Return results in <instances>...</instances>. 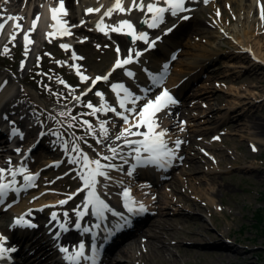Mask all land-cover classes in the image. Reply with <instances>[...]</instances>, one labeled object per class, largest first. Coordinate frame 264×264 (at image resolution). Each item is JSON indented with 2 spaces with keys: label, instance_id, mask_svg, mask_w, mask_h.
I'll return each mask as SVG.
<instances>
[{
  "label": "rangeland",
  "instance_id": "obj_1",
  "mask_svg": "<svg viewBox=\"0 0 264 264\" xmlns=\"http://www.w3.org/2000/svg\"><path fill=\"white\" fill-rule=\"evenodd\" d=\"M261 2L264 6V0ZM73 3L76 5V0H73ZM219 5L221 7L220 15L209 9V6L192 7L188 10V16L192 15L194 18L190 20V23L188 19L185 20L175 37L179 42L185 43L188 40L190 42V47L183 46V55L179 56V60H185L194 54H203L208 58L215 55H219V57L216 63L208 65L202 71L200 77L204 76V78L200 83L186 90H179L180 87L175 88L180 97L174 94L177 104L175 111L171 114L175 119H178L179 111H183L189 116V123L193 126L185 129L182 137L179 153L182 157L188 154L185 165L174 170L173 178L171 175L170 179L158 183L159 185L156 186L161 189L164 200L160 205L155 202V205L163 208L162 212L169 213V216L173 218V227L165 224V216H154L149 221L151 226L144 228L145 235L136 238L140 239V244L133 245L131 248L133 258L131 255H124L119 252L114 255L113 258L119 261L118 264H264V130L261 134H258L256 130V124L264 128V68H260V70L256 68L252 70V73L243 72L237 75L235 74L236 70L230 71L229 65L237 64L236 66L239 67L242 66L241 64H248L251 66L252 63L250 62L253 58L250 54L243 53L237 44H232L229 40H217V38H211L207 34L190 33L191 24L198 21L202 22L207 33L213 31L217 34L219 32L218 23L222 26L227 25L228 32L232 33L242 11H239V7L235 4L226 5L225 2H222ZM243 14L244 20H247L245 18L247 14ZM250 27V29H246V32L251 31L249 34L251 40L257 38L260 42H264V20L261 19V11H258L257 8L253 9ZM76 33V35L82 34L83 40L87 41L89 35L86 31H77ZM113 44H115L113 40L110 43L101 37H96L94 41L79 46V51L84 54L85 58L84 67L91 75L102 74L109 68L116 57L114 49L111 48ZM41 48L42 43L39 42L34 51L35 58L32 65L38 62V55L45 56L44 51L48 50L51 55L50 57L45 56L43 66L47 67L45 64L49 62V65L53 66L47 68L55 71V73L58 71V73L69 78L68 70L64 68L60 70L57 67L58 63L51 58L52 55L63 57L59 54L57 47L46 44L45 49L41 50ZM166 48L169 49V46ZM238 53L241 58L234 59L232 56H237ZM160 55L161 52L159 51L154 53L152 61L161 62L163 58ZM2 64L4 62H1L0 59V66ZM5 64L12 69L16 68L18 73L15 77L17 87L14 94L18 103L25 108L34 110L35 104L40 100L31 91L33 88H28L25 83L30 80L32 75L29 74L34 71L36 66L25 69L20 66V63L16 64L11 60ZM175 67L177 65L169 67V69ZM182 69L184 70V66L177 67L180 72ZM217 72L219 73L217 74ZM0 73L7 75L11 74V71L1 69ZM234 87L242 89V98H248L238 102L242 105L240 110L230 111L231 107L235 105V97H231L228 91ZM28 92L31 94L32 100L23 101L21 96ZM37 92L45 100L47 99L43 98L42 93L47 95L52 102L49 103L50 110L48 111L53 109V112L58 116L68 115L70 110L75 107L72 98L69 96L72 93L67 88L63 89V87L58 86L57 93L59 95L57 96L45 90ZM62 92L64 94L60 95ZM66 93H68V101L65 104V98L61 96ZM247 93L252 94L254 98ZM91 100L89 99V101ZM89 101L84 104V107ZM208 105H211L216 111L214 115L209 117ZM19 111L21 114L22 111ZM60 113H65V115H60ZM24 114H28V112ZM23 117L24 115L20 118ZM195 117L197 118L195 119ZM83 120L85 119L80 117L73 120L79 126L80 137L83 138L80 140L83 146L81 148L94 159H101L98 151L100 152L99 148L102 145L96 143L97 139H102L98 135L100 122L90 119L89 122L95 129V134H90L87 126L81 123ZM70 121L72 120H68L67 126L68 124L73 125L69 123ZM109 122L111 125H117V128L113 134L108 133V139L116 136L124 127L123 121L114 122L110 120ZM194 128H198L197 130L200 132H193ZM254 133L260 135L261 140L255 138ZM68 135V143L71 145L76 135L69 132ZM216 136L220 137V140ZM35 137L33 136L32 139ZM107 140H104L103 144ZM89 145L92 147L90 148ZM202 150H206L208 152L206 156L210 158H207ZM71 155H76V153H71ZM47 162L48 160H40L32 169L36 170L37 167L39 168ZM72 165L67 160L62 167L49 170L39 183L42 189H47L50 185L49 191L54 193L56 189L67 192L74 191L76 187L74 184L77 182L76 176L81 171V166L79 165V171L75 175L65 178L64 176L68 174L67 172ZM125 170L123 168V172ZM134 181H138V176H135ZM203 183L205 185L201 186L200 184ZM191 186L195 191L199 187L203 188L204 194L213 192L214 203H210L208 195L191 194L189 191ZM116 190V188L112 189L111 192ZM172 191L181 201H178V206L170 208L166 204V199L170 197L169 193ZM36 192L38 191H35L34 194ZM155 196H161V194H155ZM258 215H261L263 219H258ZM194 217L196 218L194 219ZM161 220H163V224L157 225V222H161ZM156 226H162L166 229L163 232V237L166 239V244L171 252H165L162 255L150 252L147 244L150 239L149 236L159 232L155 228ZM140 229L141 227L137 226L136 233L140 232ZM214 235L218 236L219 239L213 240L212 236ZM227 239L238 241L239 245L230 244ZM196 243L199 244L195 245ZM225 243L227 247L230 244L231 247L229 248L234 247L236 250L231 249L228 253L227 250H223L224 253L221 252L222 249H219L218 246H223ZM114 263L117 264L116 261Z\"/></svg>",
  "mask_w": 264,
  "mask_h": 264
},
{
  "label": "bare ground",
  "instance_id": "obj_2",
  "mask_svg": "<svg viewBox=\"0 0 264 264\" xmlns=\"http://www.w3.org/2000/svg\"><path fill=\"white\" fill-rule=\"evenodd\" d=\"M42 2V5L37 6V2L38 0H0V16L3 17L2 20H0V22H3V20H6L8 16H18V17H22V19L18 20V21H7V23L5 24V27L3 28L2 31H0V47L2 46H9L11 42L13 41H17L19 40V38L24 41V35L25 33L29 34V38L30 41L31 40H37V42H42L41 38L43 37H53L56 34H54L53 36H49L48 33L52 32L49 28H48V24H50V20L48 18V11L51 10L52 8H59L61 0H40ZM59 3H57V2ZM49 2V3H47ZM63 2V7H64V12H66V14L63 13H59L58 14H62L65 15L67 17V14H74L77 16V20L74 22L76 24V28L79 29L80 31L84 32L86 29V33L89 35V37H92V39L90 40H94V38L98 35L105 37V38H117L116 41V45L120 47V53L123 52L122 49V44H126L127 48L126 51L131 47L134 48V46H137L138 44H140V41H137L135 44H127V40L125 37H119V36H113L112 32L110 29H105L104 31H107L109 34L105 35L104 31H100L97 29L96 25L98 22L101 21V18L103 17V21L104 24L107 25H115L117 24L120 20L123 19H128L130 20L133 24L134 21H136L134 18H136L137 16H139L138 20L145 17L146 19H150V15L148 14V16L146 17L143 13L141 12H133V16L131 15H124V14H120L118 12H114L113 15L111 16V18L109 17H104V12L109 8L112 7L113 4L115 3V0H76L77 2V6L74 5L73 0H62ZM225 2L226 5H230V4H235L239 7V11H242V14L240 13L238 16V22L237 25L234 27V31L232 33L228 32L227 30V25L222 26L221 24L218 23L219 25V32L216 34L213 31H206V28H204V25L202 24V22L198 21V22H194L192 25V28L190 29V33H199V34H207L210 35L211 38L215 37L217 38V40H229L232 44H237V46H239L240 50L244 52H250V54L253 56V61L250 62L252 63L251 66H249L248 64H241L242 66H236L237 64H230L229 65V69L230 71L232 70H236L235 74L240 75L241 73L245 72V73H252V70L254 69H259L260 68H264V42H260L259 39L255 38L253 40H251V37L249 36V34L251 33V31L246 32V29H250L251 27V18H252V12L253 9L257 7L258 10H261V0H208L207 3L204 2V0H187L186 2V7H188V9L192 8V7H198V6H203L205 4H208L209 9L215 11L217 14L220 15L221 13V7L219 5V3ZM123 6L124 7H128L131 4V0H122ZM45 5H47V7L45 8ZM55 5V6H53ZM33 7L29 8V7ZM160 6H164L166 7V5H164L162 2L160 4ZM38 8V9H37ZM92 8V9H100L99 12H92L89 15H87V9ZM36 10V11H35ZM243 13H246L247 16L245 15V18H247V20H244V17L242 15H244ZM39 16V20L37 21L36 27L34 31H31L32 26H33V21L36 19V17ZM70 17V15H69ZM134 17V18H133ZM165 18H166V23L162 24L161 27L157 28V29H148L147 26L144 28L139 27L138 29L146 31L149 36L151 37L150 39H154L156 36H162V41H158V44L161 45V47L165 46L166 44H169L171 42H173L175 40V35L179 33V29L181 28L180 26L182 23V19L179 18H173L170 16V13H166L165 14ZM194 18V16H192L189 20H192ZM169 22H172L170 26L168 27H172L173 24H175V27L173 28V31H171L170 33H168L167 35H163V30H159L160 28H162L163 26L167 25ZM15 23H19L21 25L20 29H15L13 27V25ZM190 23V21H189ZM223 24V23H222ZM86 28H85V26ZM135 25V24H134ZM166 27V28H168ZM6 33H10L9 37H7L6 39H3V37L6 35ZM42 34V35H41ZM15 35V39H11V37ZM259 37V36H257ZM255 42L254 44L252 42ZM163 44V45H162ZM64 45V44H62ZM182 47H190V42L189 40L185 43L181 42ZM24 49V58L27 61V68L31 66L32 64V60L34 58V55L32 54V51L34 50L36 44H32L30 43L28 45V51L27 54H25V42L23 43ZM147 46V45H146ZM159 52L162 53V49L159 48ZM173 49L171 50L170 56L168 57V59L172 58L173 54ZM240 52V51H239ZM146 55L145 57L142 59V61H144V66H136V64L132 65L129 67L130 69L133 70V72L135 73V77L136 78H140L142 79V87L139 89V95L143 96V91L142 89H144L145 87H151L152 85V80L149 77L148 74H145L146 72V68H148L150 65L149 62H147L149 60L148 55L149 52L145 51ZM181 55H183V51L181 52ZM190 58H186L185 60H178L177 62V67L179 66H184V70L182 69V72L177 70V67L173 70V72L171 73L168 82L165 84L164 89H168L169 91H172L173 88L175 86H178L179 84L182 83H189L191 81H195L198 79V76L200 75V73L210 64H214L218 61V57L219 55H215L213 57H209L203 54H194L192 56H189ZM234 57V59H239L241 58L239 56V53L237 56H232ZM168 61L166 62H162V67H164L165 64L168 65ZM197 70V71H196ZM109 71V70H108ZM196 71V72H194ZM199 72V73H197ZM160 69L156 72L151 74L152 76H159L160 74ZM219 72H217L218 74ZM258 73V72H256ZM254 73V74H256ZM5 83V81H4ZM4 83L1 85L2 87H4ZM13 83H9L7 85V87H4L1 90V94L4 95V97H2V99L4 100L5 97L10 94V92L13 90L12 89H8V86H10ZM15 84V83H14ZM162 85V84H161ZM7 88V89H6ZM1 89V87H0ZM163 89H161L160 91H162ZM151 91L154 93L157 91V87L156 88H151ZM160 91H157L153 96L152 99L155 98V95L159 94ZM229 95L232 97H235V105H233L230 109V111H237L240 110L242 107V105H240V102L242 99H247L248 97H243V93H242V89H240L239 87H234L229 89ZM249 92V91H248ZM115 94V93H114ZM172 94V93H170ZM248 94V93H247ZM251 95V97L254 98V96H252V94H248ZM116 96V94H115ZM2 99H0V102L2 101ZM16 101L14 99H12L9 103L8 106L9 108L6 110V116H7V120H12L13 114L10 111V107H12L13 105L16 106ZM240 106V107H238ZM207 109L210 111V114L208 115V117L210 115H214L216 113V111H214L213 107L211 105H208ZM168 115L166 117L163 118L162 120V126L163 128L167 129V146L169 149H172L175 152V158H177V147L175 145V141L177 139H179L181 141V132H183L184 129H188L189 127H192V124H187L188 122H190V120H185L181 117L185 116L187 119L189 118L187 116L186 113H184L183 111H180L181 116H180V121H176L172 116H171V110L168 109ZM206 116V115H205ZM197 117H195L196 119ZM194 119V120H195ZM26 120L22 121L21 124L23 125V123ZM255 126V124H254ZM12 128L9 129L8 132L9 135L13 134V128H17V126L14 127V125L11 126ZM7 128V127H6ZM256 130L258 134H261V132H263L264 128L263 126H260L258 124H256ZM177 129V130H175ZM183 129V130H181ZM198 129V128H197ZM196 128L193 129V132L197 133L200 132L199 130H197ZM134 131L136 129H133ZM140 131H142V127L139 129ZM260 130V131H258ZM10 131H12L10 133ZM256 133H254L255 138H259L261 140L260 135H258ZM43 135V134H41ZM41 135L39 136L38 139H36L34 141V143H32L29 148L26 150L25 154L32 150L34 148V145H36L37 143L42 142L44 139L40 138ZM258 136V137H257ZM132 138V137H130ZM121 142L123 140H120ZM119 141V142H120ZM115 142V139H114ZM16 143L17 149H20V146H22V144H24V141L21 140H17L14 138V141L12 143H9L7 145H5L4 147L1 148L0 150V162L2 160L3 161V165L4 167L8 168L9 167V162L6 161L7 155H15L16 154V149L12 148V145ZM55 143V138L52 137L51 138H45L44 142L42 143L43 146H47L50 147L52 144ZM111 143L109 144H105V146L107 147L108 145H111ZM14 150V151H13ZM127 159H129V156L126 157ZM173 158L171 160L170 163H166L165 168L169 167V165L172 163V161L175 159ZM91 159V158H90ZM134 161V159H133ZM133 161L131 163V166L133 165ZM28 162V161H27ZM27 162L25 163V165L27 164ZM54 160L50 163V164H54ZM128 164V163H127ZM185 164V163H184ZM221 164V163H220ZM123 165V164H122ZM126 165V164H125ZM124 166V165H123ZM24 168V167H22ZM135 172V171H134ZM109 175L111 176V180H108L109 182L107 183V185H111L114 183H117L118 185H123V187H128L131 189V192L134 196H141L143 197L144 202H146L150 207H154L155 202L154 199L156 198V202H158V204L160 205V203L164 200L163 199V193L161 192V189L159 187H154L153 184H149L147 185L146 182L144 180H141L140 183H132L131 180V176H128L127 179H125V174L122 173L121 171H117V170H113L110 171L109 170ZM18 174L15 176L17 177ZM100 180H103V178H98ZM125 179V181H124ZM3 180V177L0 176V181ZM212 181V180H211ZM201 186H204L205 183L200 184ZM97 188H102L99 184L97 185ZM33 189H29V185L26 184L21 190L20 192L22 193L21 197L25 198L26 195H29L24 201H22V204L17 205L15 204V201L17 199H13L8 201L5 205H8L10 203H13V207L14 208V214L15 217L13 219L12 222L15 221V219L17 217H20L22 215H24L25 213H28L30 209H33L35 211V215L37 214V220H39V227L35 228L32 231V234L30 235V240L27 241L28 243L23 246L24 244L20 241L17 246L19 245L18 249H17V254L19 255V258L21 259V261L23 263L26 264H60L59 262L55 261L54 262V257L52 258V254L54 255L55 253V249L53 247H51V245L49 244V238L50 236L53 234V229H55L57 227V225L59 223L62 222V219L59 218L55 223L52 221L51 222V229H49L50 231L45 232L44 228H48V223L49 221L46 220V217L43 214H40V210H44L45 212H47V210H52L56 207V205H49V202H45L46 200H48L49 198H52V196L50 197L49 195H44L43 193H37V194H31ZM189 191L191 194H196L198 195L199 193L203 194V195H208V197L210 198V203L213 204L214 203V193L210 192L209 194H204L203 188L199 187L198 190L195 191V189L193 188V186H191L189 188ZM161 194V196H156L154 197L153 194ZM170 197H167L166 199V204H168V206H170V208H172V206H178V201H181L179 198H177V196H175V193L170 192L169 193ZM200 195V194H199ZM165 198V196H164ZM202 198V197H201ZM199 202V200H197ZM196 201V202H197ZM197 202V203H198ZM20 203V201H19ZM197 206V205H196ZM11 209V210H12ZM163 208L157 207V215L159 216H165L166 220H165V224L166 225H171L173 227V218L171 216H169V213H165L162 212ZM115 212V211H114ZM3 215V214H2ZM113 215V213H112ZM177 215H180V213H177ZM6 217H2L0 219V233L2 234V236H10L11 239H15L13 236L10 235L8 226H7V222H5ZM196 217H194L195 219ZM7 219V218H6ZM33 219V217H32ZM123 221V220H120ZM185 221V220H184ZM1 223H6V226L1 225ZM33 223H34V219H33ZM35 224V223H34ZM159 224H163V220H161V222H157V225ZM155 228H157V230H159V232H155L152 236H149L150 239L148 241V247L150 248V252L151 253H155L157 255H162L165 252H171L169 247L166 244V239L163 237V232L166 230L164 227L162 226H156ZM23 230H26V226H23ZM23 233V231H22ZM213 240L219 239L218 236L214 235L212 236ZM140 244V239H135L133 240L132 244L129 246H125L122 249H120V254H124V255H131V258H133L132 254H131V248H133V245H137ZM199 243H196L195 245H198ZM5 246V245H4ZM130 250V251H129ZM226 251V250H224ZM223 252V250L221 251ZM227 253L230 252V250L226 251ZM51 253V255L49 257H47V254ZM224 253V252H223ZM237 253V252H234ZM28 254H32L30 256V259L33 260L32 263L31 260H27V256ZM130 257V256H129ZM227 257H231V256H227ZM53 259V260H52ZM30 261V262H29ZM113 261L117 262V264L119 263V261H117L116 258L113 259ZM113 261H111L109 264H116Z\"/></svg>",
  "mask_w": 264,
  "mask_h": 264
},
{
  "label": "snow or ice",
  "instance_id": "obj_3",
  "mask_svg": "<svg viewBox=\"0 0 264 264\" xmlns=\"http://www.w3.org/2000/svg\"><path fill=\"white\" fill-rule=\"evenodd\" d=\"M161 2L166 5V7L160 6ZM186 2L187 0H131V4L128 7H124L122 0H115L113 6L109 7L103 15L104 17L111 18L114 12H118L124 15H131L134 11H139L143 13L146 17L148 16V14H151L150 19H142L140 21V24L146 25L148 29H157L162 24L166 23V13H170V16L173 18L187 20L189 18L188 16H180V13L188 10L186 8ZM204 2L207 3L208 0H204ZM50 11L51 19L56 22L55 24L51 25V27L55 31H60L64 35H70V30L67 27L61 25V22L57 16L58 12L66 14V12H64L62 0L59 8H52ZM86 11L87 13H92L94 11L99 12L100 9L89 8ZM2 19L3 17L0 16V20ZM20 19H22V17L8 16L6 20L0 22V31L3 30L7 21H18ZM261 19L264 20V6H261ZM38 20L39 16H37L36 19L33 21L31 31L35 30ZM13 27L15 29H20L21 25L19 23H15ZM96 27L100 31L110 29L112 32L126 35L130 37L131 44H135L137 41H142L145 45H147L144 51H149L153 49L156 46L157 42L162 39V36H156L154 39H150L149 34L146 31L138 29L128 19L120 20L115 25H107L104 24L102 17L101 21L97 23ZM174 27L175 24H173L172 27L163 29V35H167L171 31H173ZM104 34L108 35L109 33L107 31H104ZM48 35L53 36L54 32H50L48 33ZM11 39L14 40L15 35H13ZM24 42L25 54H27L28 45L31 43L29 34L27 33H25L24 35ZM61 47L67 50L70 46L64 44L61 45ZM115 50L117 52V59L114 62L112 70L104 76H97L94 79L87 77L80 72L78 66L72 65V67H75L77 75L80 76L81 82L86 83L91 80L90 87L85 92L81 93V96H85L88 94V92H91L99 81L108 82L112 73L115 72L117 69H125V66L138 62L139 57L143 54V52L137 51L135 48L130 47L127 50V55L124 58H121L120 47L117 46ZM5 52H7V48L5 49ZM72 58L74 60L78 59L74 53ZM57 63L61 62L58 61ZM167 67L168 65L165 64V70L167 69ZM124 75L130 78L135 77L134 72L126 69L124 71ZM148 75L152 80V85L151 87H145L144 89H142L144 93L143 96L134 95L133 92L130 91L129 88H127L123 83H113L111 84L110 89L113 93L116 94L117 106L108 105L105 102L103 93H101L100 91L95 92V95L100 99V105L98 107L94 106L91 101H89L85 105V107H87L91 111L89 113H85L84 115L95 116L97 113L107 114L111 112L123 121V124L125 126L116 135L115 141L123 140L124 145L129 148V151L127 153H124L123 148L120 146H116L115 142L113 141L111 145L107 146L108 151L112 154L111 156L103 155L98 151V154L101 155V159H103L104 161H109V163L107 164H102L101 159H90L88 154L84 152V150L78 143H76V140H81L83 139L82 137H75L71 146H69L68 144L64 145L65 153L69 154L68 162L70 164H78L81 166V171L78 173V176L79 179L82 181L83 187L78 189V192H86V195L84 196L82 205H78L76 209H73V212L76 215L75 229L81 231L82 233H88L91 231L89 227L81 226V220H83V218L88 215L89 207H91L92 214L101 220L106 218L105 212H112V209L105 202V200L102 198L101 194L97 190V185L100 184V179L98 178H103L105 181L112 179L109 175L108 170L123 171V166L112 164V160L119 158L123 161L124 164H127L128 159L126 157L132 156L135 163L131 166V169L128 170L126 173L128 176H132L138 166H147L152 164L164 166V164L170 163L171 160L175 158V152L172 149L168 148L167 141L164 139V137L167 135V129L163 128L162 120L169 114L168 109L172 105H175L177 101L170 95L167 89H163L162 91H160L159 94L155 95L154 99L148 98V93L151 91V88L159 87L164 78L163 74L158 77L152 76L151 73H149ZM59 83L65 84L63 80H60ZM66 87L70 86L66 85ZM81 96H74L73 99L79 102L81 100ZM141 101H143L142 104L140 103ZM60 115H65V113H60ZM2 119L7 120V116H3ZM52 119H55V117H52ZM72 119L75 120L76 118L73 117ZM81 123L87 126L88 132L90 134H95V129L88 120H83ZM109 123L110 122L108 120L100 121V132L98 135L101 136L102 139L96 140V143L98 145H103V141L108 139V128L106 127V125ZM71 126L72 125H69V127ZM141 127L145 128L146 131H140L139 129ZM133 129L136 130L134 131ZM12 131L14 135H20V137L23 138L22 133H19L18 129L13 128ZM130 137L142 138L130 139ZM85 143L87 142L85 141ZM181 143L182 141L177 139L175 141L176 147L179 148ZM89 147L91 148L92 146L89 145ZM253 150H255V148H253ZM17 152L19 153V149H17ZM70 153H76V155H71ZM5 171L6 169L0 168V174L4 173ZM18 171L24 173L27 170L21 168ZM16 175L17 171H12L13 180L11 181V183H0V203L4 202V198L8 195L9 191H17V189L12 187V185L16 182ZM36 175H24L23 179L28 185H31L36 179ZM102 187L107 188L108 185L105 183L102 185ZM120 195L123 198L124 207L128 210V212H133L135 210L133 207L135 201L131 196V189L125 187L120 193ZM68 199H72V196H69ZM67 202L68 200H60L58 201V204L64 205ZM138 210L140 212L145 210L143 204L139 205ZM30 214V212L25 213L24 215L16 218L13 226L20 225L31 228L37 227L36 224L31 223L30 221L25 219V216H30ZM113 215L120 216L121 220H123L125 224L128 223L127 218L124 217L121 213L113 212ZM63 216L65 217V219L62 223H59V227L62 231L67 232L69 230L67 224L70 222L68 219L69 214L67 212H64ZM51 220H58V214L56 212H53L51 214ZM93 227L99 228L100 224H95ZM117 227H121V225H117ZM4 241L5 237L0 236V260L5 259L9 252L16 251L15 248H6L4 246ZM59 251L65 254L64 259L66 261H69L70 264H80L81 260L85 262L91 261V264H97L98 249L95 245H93L91 256L85 255V245L83 242H81L77 246V248L74 249L72 252H70L69 248L67 247H60Z\"/></svg>",
  "mask_w": 264,
  "mask_h": 264
},
{
  "label": "trees",
  "instance_id": "obj_4",
  "mask_svg": "<svg viewBox=\"0 0 264 264\" xmlns=\"http://www.w3.org/2000/svg\"><path fill=\"white\" fill-rule=\"evenodd\" d=\"M260 213V212H259ZM258 219H263L261 215L257 216ZM263 231V230H262Z\"/></svg>",
  "mask_w": 264,
  "mask_h": 264
}]
</instances>
